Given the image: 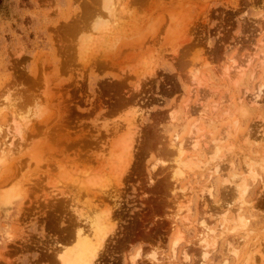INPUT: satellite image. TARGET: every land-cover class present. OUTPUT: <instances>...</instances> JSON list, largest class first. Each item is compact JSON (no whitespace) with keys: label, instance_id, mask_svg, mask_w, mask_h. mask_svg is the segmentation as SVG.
Here are the masks:
<instances>
[{"label":"rangeland","instance_id":"obj_1","mask_svg":"<svg viewBox=\"0 0 264 264\" xmlns=\"http://www.w3.org/2000/svg\"><path fill=\"white\" fill-rule=\"evenodd\" d=\"M262 80L264 0H0V144L11 140L0 151V264H55L57 243L89 206L111 213L93 264H199L202 218L217 236L203 264L243 263L253 237L264 241V93L255 104L243 93ZM12 120L21 130L14 137ZM204 134L221 145L220 173L202 168L203 143L183 154L201 167L174 177L171 139L186 146L187 136ZM122 145L129 153L119 162L112 157ZM85 170L112 176L95 174L101 191L91 179L79 188ZM240 176L248 188L238 198ZM207 186L211 197L199 194ZM238 203L240 222L231 213ZM225 207L226 229L237 227L221 235L215 217ZM257 251L251 264H261Z\"/></svg>","mask_w":264,"mask_h":264},{"label":"bare ground","instance_id":"obj_2","mask_svg":"<svg viewBox=\"0 0 264 264\" xmlns=\"http://www.w3.org/2000/svg\"><path fill=\"white\" fill-rule=\"evenodd\" d=\"M106 1V0H105ZM112 1V0H111ZM119 2V1H118ZM116 3H117V0H116ZM115 5V4H114ZM104 6V5H103ZM110 6H112V3H110V5H105L104 7L105 8H107L108 10H111L110 9ZM107 9H106V11H107ZM109 12V11H108ZM101 19V18H100ZM99 23H100V20L98 21ZM104 24V23H103ZM96 26H97V23H96ZM105 26V25H104ZM108 27V26H107ZM99 28V27H98ZM101 28H103V27H101ZM94 30V29H93ZM98 32V31H97ZM93 33V32H92ZM96 32L94 31V35L93 36H95L96 38L97 37H99L100 39L101 38H104V36L103 35H98V34H95ZM103 34H105V36L107 35V33H103ZM87 39L89 40V37H87ZM86 39V40H87ZM262 41V40H261ZM81 42H83V41H81ZM88 44H90L89 42H88ZM93 44V43H92ZM92 44H91V46H92ZM94 45V44H93ZM83 48H84V50L83 49H81V52H82V50H83V52L85 51V53H86V48H87V46H83ZM92 48H93V46H92ZM89 51H90V49H89ZM82 52V53H83ZM84 53V54H85ZM83 55V54H82ZM261 58V57H260ZM247 59V58H246ZM248 61V60H247ZM247 61H245V62H247ZM259 61V60H258ZM234 62V61H233ZM235 63V62H234ZM247 64V63H246ZM240 65H241V63H240ZM242 65H243V63H242ZM245 66V65H244ZM246 66H248V65H246ZM261 66V65H260ZM230 67L231 66H229V68H225L226 69V75L228 76L229 75V77H230V74H231V70H230ZM238 67V66H237ZM224 68V67H223ZM232 68H236L235 66H233ZM244 69V68H243ZM191 70H193V69H191ZM222 70H224V69H222ZM237 71H239V70H237ZM192 73V72H191ZM238 73V72H237ZM195 74V73H194ZM239 74V73H238ZM192 75V74H191ZM197 75V74H196ZM195 77V76H194ZM198 78H200V77H198ZM197 78V79H198ZM201 78H203V77H201ZM235 80H236V78H235ZM192 81H193V79H192ZM202 81V80H201ZM260 81V80H259ZM262 81H264V80H262ZM203 82V81H202ZM264 82L263 83H258L257 85L255 84V86H256V88H255V90L254 91H252V92H250L249 93V91L248 90H245L243 93L245 94L244 95V99L246 98L247 99V101H248V103L249 104H255L256 103V101H257V98L259 97V95L260 94H262L263 95V93H264ZM254 86V87H255ZM246 89V88H245ZM254 89V88H253ZM191 91V90H190ZM199 91V90H198ZM193 94V93H192ZM199 94H200V92H199ZM200 95H202V94H200ZM241 95H243V94H241ZM197 96H198V94H197ZM191 97V96H190ZM242 97V96H241ZM239 98V97H238ZM237 98V99H238ZM236 99V98H235ZM199 100V99H198ZM234 100V99H233ZM238 101H239V99H238ZM246 101V100H245ZM246 101V102H247ZM188 102V101H187ZM258 102V101H257ZM198 103V102H197ZM201 103H203V102H201ZM238 103V102H237ZM199 104V103H198ZM218 104H219V102H218ZM239 104V103H238ZM213 106V105H212ZM216 106H217V104H216ZM215 106V107H216ZM240 106H242L241 105V103H240ZM239 106V107H240ZM201 107V106H200ZM214 107V106H213ZM212 107V108H213ZM218 108V107H217ZM234 112V111H233ZM226 114V113H225ZM228 114V113H227ZM242 114H244V113H242ZM230 115H231V113H230ZM12 126L14 127V131H13V134H12V137H14V136H16V135H18V134H20V132H21V130H20V127H19V125L17 124V121H14V120H12ZM191 124V123H190ZM228 125V124H227ZM192 127H191V130H189L190 132H189V134L190 135H193V134H195L196 133V131H198L199 130V127H198V125H197V121H194L193 122V124L191 125ZM192 128L193 129H195V130H192ZM222 128V127H221ZM227 128H228V126H227ZM224 129V128H223ZM225 131V130H224ZM228 131V130H227ZM226 131V133L228 134V132ZM195 132V133H194ZM205 133V132H204ZM224 133V132H223ZM261 133V132H260ZM264 133V132H263ZM188 134V135H189ZM206 134H207V131H206ZM206 134H204V135H202L201 137H199V138H201V139H193V136H187L188 137V139H189V137H190V141L188 140V144H187V140H186V138H185V141H186V146L185 145H183V141H181V140H175V139H171V140H173V141H171L170 143H169V145H170V147L172 148V149H170L171 150V152H170V150H169V152L170 153H172V155L173 154H175V155H173L174 156V158H173V160H172V162H173V166H172V172H173V175H174V177H180L186 170H190V169H192L193 171L194 170H196V168L197 167H201L202 166V168H203V166H204V170H206L209 174H208V176H210V175H213V173H220V171H221V169L219 168V166H218V161L219 160H221L222 159V156L221 155H218V150L221 148V145L219 146V145H217V146H215V144L214 145H210L209 143H207V144H209V146H207L206 145V143H205V141H202V139L204 138V136H209V134L208 135H206ZM221 135H223L222 134V132H221ZM225 135V134H224ZM237 135H239V134H237ZM242 135V134H241ZM244 135V134H243ZM248 135V134H247ZM259 135V134H258ZM194 137H196V136H194ZM224 137V136H223ZM222 137V138H223ZM226 138H227V136H225ZM241 137H243V136H241ZM174 138V137H173ZM184 138V137H183ZM237 138H238V136H237ZM236 138V139H237ZM257 138V137H256ZM256 138H255V140H256ZM259 138V137H258ZM261 138V137H260ZM259 138V139H260ZM102 139V138H101ZM205 139H206V137H205ZM210 139V138H209ZM224 139V138H223ZM222 139V140H223ZM241 139V138H240ZM251 139V138H250ZM111 140V139H110ZM221 139H219V141H220ZM229 140H230V138H229ZM239 140V139H238ZM114 141H116V140H114ZM113 141V142H114ZM117 141H118V139H117ZM218 140H217V142H219ZM237 141V140H236ZM260 142H262V141H264V136L259 140ZM7 142V141H6ZM6 142L5 141H3L1 144H0V148H1V152L2 153H6V148H7V146H9V145H7V144H11V140L9 141V142H7V144H6ZM217 142H215V139H214V141L212 142V143H217ZM245 142H247V141H245ZM111 143V142H110ZM117 143V142H116ZM200 143V144H199ZM203 143H204V145H205V147L207 146V148H205V153H207V157H206V159H205V161L203 162L202 160V162H201V166L198 164V163H195L194 161H192L191 159H190V157L191 156H185V155H183V154H185V152H186V150L187 149H189V147L191 146V148L190 149H192V150H194V151H196V150H200L201 149V147L203 146ZM232 142H230V144H231ZM248 143H250V142H248ZM103 144H104V142H103ZM111 144H115V143H111ZM218 144V143H217ZM245 145H246V143H244ZM5 147H4V146ZM108 145V144H107ZM120 145V144H119ZM125 145H127V143L126 144H124V146ZM201 145V146H200ZM257 145V144H256ZM3 146V147H2ZM112 146V145H111ZM116 148L118 147V146H116V144L114 145ZM128 146V145H127ZM126 146V147H127ZM220 148H219V147ZM226 146V145H225ZM237 146V145H236ZM110 147V146H109ZM126 147H123V145H122V147L120 148V149H118L119 151L116 153V154H114V156L113 155H111V156H113L112 158L113 159H120L119 160V162H121V155L123 154V151H125L126 149L128 150V147L126 148ZM204 147V146H203ZM231 147V146H230ZM111 148V147H110ZM109 148V149H110ZM112 148H114V147H112ZM219 148V149H218ZM223 148V147H222ZM232 148V147H231ZM8 149V148H7ZM108 149V150H109ZM190 149L188 150V151H190ZM203 149V148H202ZM250 149V148H249ZM204 150V149H203ZM225 150V149H224ZM223 150V151H224ZM245 150V149H244ZM248 150V149H247ZM110 151H111V149H110ZM229 151V150H228ZM113 152V151H112ZM246 152V151H245ZM125 153V152H124ZM127 153H129V152H126L125 154H123V155H125V157H126V155H127ZM236 154H238V153H236ZM240 154V153H239ZM238 154V155H239ZM2 155V154H1ZM225 155V154H224ZM244 155V154H243ZM119 156V157H118ZM220 156V157H219ZM240 156V155H239ZM242 156V155H241ZM254 156V155H253ZM115 157V158H114ZM118 157V158H117ZM170 157V156H169ZM224 157H226V156H224ZM244 156H242V158H243ZM247 157V159H249L248 157L249 156H246ZM257 157V156H256ZM255 157V158H256ZM220 158V159H219ZM254 158V159H255ZM261 158V157H260ZM109 159H111V157L109 158ZM112 159V160H113ZM219 159V160H218ZM246 159V158H245ZM246 159V160H247ZM251 159H253V158H250L249 159V162H250V160ZM253 159V160H254ZM98 160V159H97ZM111 160V161H112ZM124 159L122 158V161H123ZM126 160H128L127 158H126ZM243 160V159H242ZM257 160V159H256ZM230 161V160H229ZM244 161V160H243ZM259 161V160H258ZM125 162V161H124ZM245 162V161H244ZM243 162V163H244ZM249 162H246L247 164H246V166L247 167H249V168H247L246 166L244 167V168H247L248 170H244V171H247V174H252L253 172L255 173V171L254 170H252L253 168H251L250 167V165H253L252 163H250L249 164ZM255 162H257V161H255ZM36 163V162H35ZM100 163V162H99ZM105 163H106V165H108V163H109V165H110V162H108L107 160H105ZM203 163V164H202ZM263 163V162H262ZM195 164V165H194ZM264 164V163H263ZM99 165H105V164H99ZM115 165V164H114ZM119 165H120V163H119ZM194 165V166H193ZM226 165V164H225ZM115 166H117V165H115ZM122 166V168H123V165H120V167ZM124 166H125V164H124ZM114 167V166H113ZM119 167V168H120ZM229 167H232V163H230L229 162ZM229 167L227 168V169H229ZM107 168V167H106ZM111 168V167H110ZM117 168V167H116ZM194 168V169H193ZM243 168V167H242ZM103 169V170H102ZM102 169H101V167L98 169L97 168V170H102V172L104 171V168L102 167ZM114 169V168H113ZM121 169V168H120ZM169 169V168H168ZM201 169V168H200ZM82 171H84V170H82ZM81 171V172H82ZM86 171V170H85ZM91 171V170H90ZM90 171H86V174L84 173V172H82V174H79L80 173V171H79V175H82L83 176V178H82V176L80 177L79 175L77 176V178L79 179V177H80V179L81 180H78L77 181V179H76V177L74 178L77 182H79L80 181V183H76V185H78L77 187H79V185L81 186H83V181L82 180H84L85 181V183H86V181L89 183V184H91L88 180L89 179H91L90 181L92 182V180H95L96 178H94V177H96V176H103V178H104V180L102 181V182H104V181H106V178H105V174L103 173H100V171H96L95 173L92 171V172H90ZM114 170H112V171H110V172H113ZM201 171H202V169H201ZM114 172H116V171H114ZM123 172V171H122ZM88 173V174H87ZM94 174V176H93V174ZM98 173H100V174H98ZM109 173V172H108ZM253 173V174H254ZM84 174V175H83ZM91 174H92V176H91ZM95 174H96V176H95ZM111 174V173H110ZM115 174V173H114ZM233 174V173H232ZM88 175V176H87ZM90 175V176H89ZM116 175V174H115ZM101 176V177H102ZM107 176H109V174L107 175ZM106 176V177H107ZM112 176V175H111ZM111 176H109V177H111ZM114 176V175H113ZM116 176H118V175H116ZM223 176H225V175H223ZM235 176V175H234ZM245 176V175H244ZM244 176H240L238 179H237V181L235 182V184H234V189L236 190V193H237V195H238V198H241L242 196H243V193L245 192V189H246V187L248 186L246 183H245V178H244ZM120 177V176H119ZM231 178L233 177V176H230ZM230 177L228 178L229 180H231L230 179ZM93 178V179H92ZM97 178H99V177H97ZM102 178V179H103ZM108 178V177H107ZM74 179H73V183H74ZM100 179L101 178H99V184H100ZM177 179V178H176ZM223 179H225L224 177H223ZM227 179V180H228ZM226 180V181H227ZM232 180H233V178H232ZM75 181V182H76ZM96 181V180H95ZM98 181V180H97ZM97 181L96 182H94V183H92L90 186H92L91 187V189H93V187H97L98 186V184H97ZM225 181V180H224ZM234 181V180H233ZM71 182V181H70ZM107 182V181H106ZM84 183V185H88V187H89V184H85ZM231 182H229V184H230ZM102 184V183H101ZM186 184V183H185ZM203 184V183H202ZM208 184V183H207ZM104 185V184H103ZM102 185V186H103ZM198 185V184H197ZM223 185V184H222ZM82 186L81 187H79V188H82ZM102 186H100L99 185V188H103ZM106 185H104V187H105ZM186 186H187V184H186ZM185 186V187H186ZM220 186V185H219ZM224 186H225V183H224ZM233 186V185H232ZM84 187V186H83ZM183 187V186H182ZM191 187V186H190ZM190 187H188V189L190 188ZM98 187L97 188H95V189H97V191H101V189H99ZM184 188V187H183ZM187 188V187H186ZM248 188V187H247ZM94 189V190H95ZM99 189V190H98ZM104 189V188H103ZM181 189V188H180ZM221 189H223V188H221ZM220 189V190H221ZM231 189V188H230ZM93 190V191H94ZM186 190V189H185ZM81 191V190H80ZM84 191H88V189H86V190H84ZM89 191H91V192H93L92 190H89ZM87 192V193H89L90 194V192ZM201 191L202 192H199V194L201 193H203V191H205L204 193H206L207 192V194H206V196H208V197H211L212 196V193H211V191H210V189H209V187L207 186V187H205V188H203V190L201 189ZM102 193V192H101ZM187 193V192H186ZM204 193L202 194V195H204ZM198 194V195H199ZM88 195V194H87ZM201 195V197H204V196H202ZM180 197H181V195H179ZM178 196V197H179ZM183 196V195H182ZM258 196V195H257ZM256 196V197H257ZM184 197V196H183ZM231 198H233V197H231ZM236 198V197H235ZM189 199V198H188ZM182 200V199H181ZM204 200H207L206 198L204 199ZM203 200V201H204ZM88 201H90V200H88ZM184 201V200H183ZM202 201V200H201ZM208 202V201H207ZM220 202V201H219ZM222 202V201H221ZM227 202H229V201H227ZM252 202V201H251ZM250 202V203H251ZM240 204L242 203V199H241V201L239 202ZM239 203H238V205L236 206V209H235V212L234 211H231V213H234V214H232V215H230V216H235V217H232V218H235V220L238 218H240V206H239ZM244 203V202H243ZM204 204V203H203ZM213 204V203H212ZM248 205H250V204H248ZM76 206V205H75ZM74 206V208H72L73 206H71V208L72 209H74L73 211H75V214H77L79 217L80 216H82L83 217V215L82 214H85V213H82V212H84L83 211V208H80L79 210H81V211H78V209H76V207ZM92 206V205H91ZM177 206V205H176ZM183 206V205H182ZM182 206H178V208L180 209H178L179 211H181L182 210ZM221 207L223 206V205H220ZM225 206V205H224ZM223 206V207H224ZM227 206V205H226ZM247 206V205H246ZM185 207V206H184ZM252 207V206H251ZM88 208V207H87ZM89 208L90 209H92V212H90V214H85V218H81L82 220L81 221H79V222H77V224L72 228V232H71V235H70V237L68 238V239H66V241L65 242H63V243H57L58 244V248H57V250H55L56 252H55V256H56V258H54V259H56V262H55V264H93V262H94V260H96L95 259V257H97L98 256V253H100V250L103 248V245L105 244L104 243V239H106L105 238V235L107 236V234H108V228H109V223H110V219H108L107 220V218H109L108 216V214L110 213L109 211H107V209H109V208H107V209H105L106 210V214L104 213V211L102 210V208H101V210L102 211H99V210H97V209H94V208H92V207H90L89 206ZM203 208V207H202ZM246 208V207H245ZM209 209V208H208ZM211 209V208H210ZM228 209L229 208H224L223 210H222V212L220 213V209H219V212H218V214H216V219H218L219 218V216L221 217V221H220V223L218 222V224H219V226L218 227H224L223 229H222V231H220V234L222 233V232H225L226 233V230L229 232V231H233V230H235L234 228L235 227H237L236 225L234 226V227H232V229H226V227H225V221H229L228 220ZM111 210V209H110ZM230 210V209H229ZM72 211V212H73ZM203 211V210H202ZM208 211V210H207ZM261 211V210H260ZM82 214H81V213ZM189 212V211H188ZM211 212V211H210ZM74 213V212H73ZM102 213H104L105 214V220H104V218L102 217L103 215H102ZM179 213V212H178ZM181 213V212H180ZM209 213V212H208ZM215 213H217V212H215ZM214 213V214H215ZM220 213V214H219ZM111 214V213H110ZM177 214L175 213V216H176ZM198 215V214H197ZM219 215V216H218ZM205 216H206V214H205ZM214 216V215H213ZM239 216V217H238ZM218 217V218H217ZM243 217V216H242ZM187 218V217H186ZM201 219V218H200ZM230 219V218H229ZM237 219V220H238ZM186 220V219H185ZM197 220V219H196ZM199 220V219H198ZM197 220V221H198ZM206 221L205 220V218H202L200 221H198V224H200V226L199 225H195L196 227H197V229H198V231H199V235H197V236H199L198 237V241L197 242H199V244H201V248L202 249H200V255H198V256H200V259H199V261L201 262V264H203V262H205V259L207 258V256H208V254H209V250H207L208 248V246H209V244L211 243V245H214V243L216 242V238H217V236L213 233L214 232V228H212L211 226H209L208 224H210V223H208V222H204V221ZM236 220V222H240V220H238L237 221ZM243 220H244V218H243ZM188 221H189V218H188ZM196 221V222H197ZM212 221V220H211ZM232 221H233V219H232ZM227 222H226V224H227ZM235 222V221H234ZM185 223V222H184ZM206 223H208V224H206ZM114 224V223H113ZM186 224V223H185ZM184 224V225H185ZM190 224V223H189ZM194 224H196V223H194ZM245 224V223H244ZM188 225V224H187ZM199 226V227H198ZM218 227L216 228V229H218ZM237 230V229H236ZM197 233V232H196ZM177 234H178V231H177ZM177 234H175V237L174 238H172V239H174L173 240V243H172V247H171V255L172 256H174V254H175V252H174V249H175V245H177V243H178V241H179V239H180V237L181 236H176ZM223 234V233H222ZM221 234V235H222ZM229 234V233H228ZM254 236V235H253ZM252 236V237H253ZM220 237V236H219ZM251 237V238H252ZM256 237H257V235H256ZM256 237H253V239L251 240V242L250 243H248L249 245H248V251H247V253L245 254L246 255V258H245V261L243 262V263H241V264H251V260H252V263H253V260L254 259H252V254L255 252V251H257V250H263L264 251V241H262L263 243H261L260 241H259V239H261V238H258V240L256 239ZM182 238V237H181ZM230 239V238H229ZM189 241V240H188ZM194 240H192V242H193ZM227 241V240H226ZM196 242V243H197ZM245 242V241H244ZM249 242V241H248ZM187 243V242H186ZM195 243V242H194ZM171 245V244H170ZM188 245H189V243H188ZM187 245V246H188ZM191 245V244H190ZM210 245V246H211ZM203 246V247H202ZM260 246H262V248L260 247ZM214 247V246H213ZM195 248V247H194ZM184 249H185V247H184ZM182 250V248H181V250L183 251L182 252V258L185 260L187 257H188V255H187V253L185 252V250ZM213 249V248H212ZM150 250V249H149ZM199 250V248L197 249V251ZM247 250V249H246ZM188 251V250H187ZM237 252V251H236ZM236 252H234L236 255H238ZM258 252L259 251H257V254H258ZM262 251H260L259 252V254H261V258H259L260 259V262H261V264H264V252H262ZM138 253V252H137ZM140 253V252H139ZM138 253V254H139ZM152 254V253H151ZM150 254V255H151ZM147 255V254H146ZM100 256V255H99ZM235 256V255H234ZM260 256V255H259ZM132 257V256H131ZM134 257V258H133ZM133 257H132V261H134V259H136L135 257H137L136 255H133ZM150 257V256H149ZM254 257V256H253ZM196 258V257H195ZM151 259L153 260V261H156V258H155V256H154V254H152L151 255ZM225 261H226V259H224ZM187 261V260H186ZM136 262V261H135ZM200 262H199V264H200ZM259 262V261H258ZM226 262H224V264H225ZM157 264V263H156ZM195 264V263H194ZM220 264V263H219ZM255 264V263H254Z\"/></svg>","mask_w":264,"mask_h":264}]
</instances>
